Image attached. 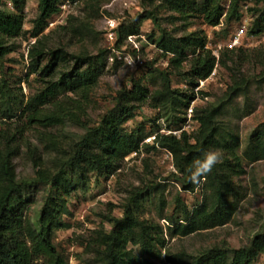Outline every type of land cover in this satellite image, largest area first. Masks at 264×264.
<instances>
[{"label":"trees","instance_id":"obj_1","mask_svg":"<svg viewBox=\"0 0 264 264\" xmlns=\"http://www.w3.org/2000/svg\"><path fill=\"white\" fill-rule=\"evenodd\" d=\"M38 15L33 21L31 36L35 43L29 48V58L34 72H40L47 84L46 89L27 104L31 121L38 125H59L72 120L69 108L55 100L62 92L94 84L107 67V51L101 50L92 57L86 54H71L65 47L47 49L44 35L48 23L61 12L60 6L65 1L82 0H38ZM93 2L97 0H84ZM156 1L161 8L177 14L181 19L204 17L211 27H219L223 20L227 24L239 21L242 17L243 4L247 0H143L152 5ZM251 13L255 20L253 34L264 32V0H251ZM12 9L0 8V37H18L24 23L27 0H0ZM226 2V5L224 4ZM157 8L147 11L140 20L154 19L158 33L148 36L149 44H154L164 51L163 57L169 60L168 67L161 69L151 63L146 67L147 74L133 82L131 87H124L115 98L114 106L103 116L99 124L88 130L77 145L74 154L56 174H39L33 184H18L15 179L11 160L12 153L0 152V264H67L66 258L55 243L58 230L69 228L63 218L72 216L70 200L75 192L84 189L89 183V174L94 173L97 181L114 176L120 169L124 158L140 153L148 134L142 125L132 130L127 129L141 108V102L149 97L160 117L166 121V129L180 128L185 121V113L192 101L199 80L210 77L218 64L227 65L226 58L237 53L235 50L222 52L219 62L212 51L207 49L208 39L204 31H195L177 37L174 33L158 26ZM140 22L120 24L117 29L118 43L129 36L141 34ZM66 31L65 24L52 29ZM76 31L80 32V28ZM82 31L80 32V34ZM240 49V48H238ZM238 52H241L239 50ZM9 54V49L0 42V59ZM72 61L74 67L69 73L60 74L57 81L51 79L57 74L62 63ZM180 75L189 85L187 90L174 89L172 76ZM57 77V76H55ZM151 82H160L159 88L151 89ZM248 83L234 80L228 87L224 98L215 104L199 108L196 112L198 129L192 133H183L180 138L157 132L150 149H163L173 156L174 166L180 173L177 178L182 190L194 193L205 179V198L193 209H189L181 198L177 203L181 208L175 216L167 217L169 226L163 228L159 223L141 220L138 211L143 200L151 190L136 188L131 194V202L124 206L122 217L112 214L103 219L109 224L94 229L87 249H93L100 256L102 264H157L154 258L161 257L166 250L168 239L188 237L203 231L223 227L230 223L238 211L242 199L241 189L234 184V178L240 177L244 170L241 157L237 153L240 147L238 135L229 134L221 128L219 117L226 105L234 98L245 94ZM52 105L53 111L41 112L46 105ZM45 106V107H46ZM264 128V127H263ZM253 143L246 150V157L252 162L264 159V129L253 136ZM97 144L96 148L93 146ZM221 150L224 158L210 173L193 181L192 174L203 160L204 154ZM26 186L45 188L43 204L37 220L28 216L27 204L22 192ZM140 248L137 254L135 249ZM264 255V233L257 234L249 247L232 251L211 250L196 257L191 263L184 255L167 254L172 264H252ZM190 258V257H189Z\"/></svg>","mask_w":264,"mask_h":264},{"label":"rangeland","instance_id":"obj_2","mask_svg":"<svg viewBox=\"0 0 264 264\" xmlns=\"http://www.w3.org/2000/svg\"><path fill=\"white\" fill-rule=\"evenodd\" d=\"M1 4V9H12L10 2H6L7 6ZM160 5L159 1L152 5L143 0H82L68 12L67 22L64 23L68 30H45L44 35L49 36L45 41L47 49L65 47L71 54L82 53L92 57L103 49L108 51L107 67L94 84L82 86L73 92L61 91L55 100L69 108L72 120L44 126L31 121L32 115L27 107L47 87L40 72L33 71L29 58V48L36 41L31 32L38 15L39 1L27 0L20 35L15 38L0 37L2 45L9 49V54L0 59V152L12 153L11 164L18 184H33L41 173L56 174L74 154L88 130L96 127L114 106L117 94L147 74L146 67L152 63L148 54L143 55L144 66L132 67L120 62L116 54L108 49L104 35L110 21L116 22V25L135 20L140 22L141 35L148 42V36L154 31L158 33V27L154 19L140 20V17L157 8L158 26L177 37L204 31L212 48L218 43H226L245 24V47L237 49L232 57L228 56L226 66L218 64L216 77L203 89L207 98L197 105L198 110L219 103L234 80L248 83L247 92L226 103L219 117L221 128L229 134L238 135L240 140L237 153L241 157L244 173L233 180L243 196L238 211L232 221L223 227L188 237L169 238L162 256L153 259L157 264H163L167 254L184 255L191 263L194 258L211 250L247 248L257 234L264 233V159L252 162L246 157L247 148L252 144L258 145L257 141L253 143L252 136L264 129V32L256 35L251 31L255 20V15L250 11L253 7L251 0L243 4L239 21L227 24L223 20L219 27L209 26L204 17L183 20L177 14L163 10ZM77 28L82 31L81 34L76 31ZM142 46L145 50L149 48L145 43ZM117 49L130 51L131 46L124 41ZM154 58L164 59L160 55ZM155 66L161 69L168 67L164 62ZM73 67L72 61L62 63L55 75L57 77L51 80L57 81L60 74L69 73ZM171 79L174 89L180 88L184 82L178 74ZM159 86L160 82L150 84L153 90ZM45 106L41 109L44 114L54 109L51 104ZM159 114L150 98H144L136 118L128 123L127 129L142 125L148 140L156 135H152V132L161 133L162 129H166V121ZM145 145L152 146V142L146 141L140 153L126 156L121 169L114 176L97 181L94 173L89 174L88 186L72 196V216L63 218L69 228L58 230L55 235V243L67 264H102L100 256L93 249H87V244L94 229H110L109 224L102 225L105 216L112 214L122 217L123 208L131 202V194L136 188L151 190L141 203L138 211L140 219L159 223L165 229L169 226L166 218L175 216V212L181 208L177 203L178 198L189 209L195 208L205 198V179L201 180L194 193L184 192L177 181L180 173L174 166L173 157L167 154V150H148ZM96 147L97 144L93 146ZM219 151L223 160L224 154ZM3 181L0 173V182ZM44 193L43 186H26L22 192L24 200L30 202L27 213L34 222L40 213ZM135 251L141 253L138 247ZM252 264H264V255Z\"/></svg>","mask_w":264,"mask_h":264},{"label":"built area","instance_id":"obj_3","mask_svg":"<svg viewBox=\"0 0 264 264\" xmlns=\"http://www.w3.org/2000/svg\"><path fill=\"white\" fill-rule=\"evenodd\" d=\"M231 1V0H229ZM79 3V1L76 2H72V1H65L64 3L61 4L60 9L61 12L59 13V15L55 16L52 20L49 21L48 23V28L47 30L53 29L58 25H62L65 22H67L68 19V12H70V10L72 8H74L75 6H77ZM108 27L106 28V33L104 35L105 40L108 44V49L110 51H112L114 54H116L118 60L123 63H127L130 64L132 67H135V65H140L142 64V66H144L146 64V62L144 63L143 61V55L148 54V56L150 57L149 61L152 63H155L156 65L161 64V63H165V65L169 64V60L168 57L162 60H157L155 59V55H160L163 56L164 51L160 50L157 48V46H155L154 44H149L145 38V36L143 35H138V36H129L125 41L129 43V45L131 46L130 51L127 50H118L117 48L120 46V44L118 43V35H117V29L120 26V24L116 25V22L114 21H110L108 23ZM247 35V27L246 25H242L241 27H239V29L234 33V35L226 42V43H218L215 48L211 47V42L208 40L207 43V49L211 50L213 55L216 57L217 61L219 62L220 57H221V53L225 50H235L241 47H245V38ZM142 43H145L148 45V49H144L142 46ZM151 51V52H150ZM168 60V61H166ZM158 61H160L159 63H157ZM217 67L214 69V71L212 72V74L210 75L209 78L205 79V80H199L197 86L194 88V92L195 95L192 99V101L190 102L188 108L186 109V113H185V121L183 122V124L181 125L180 128L176 129V128H172V129H162L161 130V134L163 135H174L178 138H180L182 136L183 133L187 132V133H192L194 131H196L198 129V122L196 120V112H197V105L198 103H202L204 102V99H206L207 97L204 96V92L203 89L205 87V85L211 81L214 80V78L217 75ZM189 88V85L185 82H183V84L180 86V89L182 90H187ZM156 135L153 136L152 138L145 140L143 142L142 145H144V143H146V141H151L153 143V141L155 140ZM137 154V153H135ZM167 154L172 158V154L170 152H167ZM163 264H172L171 262H169L166 257L163 261Z\"/></svg>","mask_w":264,"mask_h":264},{"label":"clouds","instance_id":"obj_4","mask_svg":"<svg viewBox=\"0 0 264 264\" xmlns=\"http://www.w3.org/2000/svg\"><path fill=\"white\" fill-rule=\"evenodd\" d=\"M222 160V153L219 150H213L206 152L204 154L203 160L198 162V167L192 174L193 181H198V179L212 171V169L220 163Z\"/></svg>","mask_w":264,"mask_h":264}]
</instances>
